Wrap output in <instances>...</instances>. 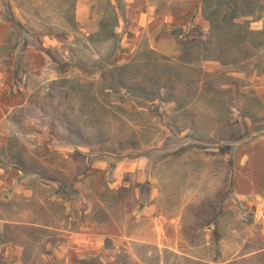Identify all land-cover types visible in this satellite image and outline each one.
Here are the masks:
<instances>
[{
    "label": "rangeland",
    "instance_id": "1",
    "mask_svg": "<svg viewBox=\"0 0 264 264\" xmlns=\"http://www.w3.org/2000/svg\"><path fill=\"white\" fill-rule=\"evenodd\" d=\"M166 1L0 0V264H81L78 237L61 231L76 228L72 212L79 200L94 214L81 222L92 232L105 226L116 232L119 225L127 234L148 229L150 222L129 218L136 185L102 189L109 176L99 169L74 180L84 164L108 158L124 163L142 156L148 164L190 166L192 184L183 192L189 200L159 204L165 212L173 208L174 217L182 214L179 224L166 227L174 251L163 257L172 264H217L221 213L226 224L236 225L239 244L244 239L251 250L264 247L253 201H226L233 191L230 147L238 144L240 160L247 147L242 134L264 130L260 120L245 122L260 113L254 105H264V78L250 75L264 70V0H205L207 15L217 19L206 39L200 27L188 26L201 2L168 0L176 15L166 23L160 7ZM153 5L156 19L139 23L141 10ZM241 17L262 22V30L231 24ZM167 38L175 42L167 43L165 55L155 48ZM247 55L252 66L239 63ZM217 57L221 69L203 66ZM233 71L248 75L231 76ZM44 172L72 184L70 200L53 197L56 186ZM207 172L213 176L204 181ZM237 190L257 188L241 181ZM105 202L113 223L105 220ZM66 212L73 221H65ZM39 219L50 226L36 231L25 224ZM224 237L227 245L234 241ZM117 244L106 242L90 263L133 264L127 244ZM135 253L147 264L159 258ZM256 259L264 264V255Z\"/></svg>",
    "mask_w": 264,
    "mask_h": 264
},
{
    "label": "crops",
    "instance_id": "2",
    "mask_svg": "<svg viewBox=\"0 0 264 264\" xmlns=\"http://www.w3.org/2000/svg\"><path fill=\"white\" fill-rule=\"evenodd\" d=\"M126 1V0H125ZM133 0H127V2ZM201 2L198 4L193 22L188 23L189 28H193L194 26L200 27L203 32V39H206V33L211 34L214 26L217 25L216 18H210L207 15L206 10V2L205 0H196ZM165 5H160L161 10L165 11L163 14V21L168 22L172 21V15H176L173 13L172 9L168 8V0L165 2ZM157 5H153L149 7L148 11H143L139 13V17H137V21H143L145 19H156L159 13L156 11L158 8ZM217 7H213L214 13H216ZM150 11V12H149ZM157 12V13H156ZM126 21L128 15L125 16ZM249 22L248 17H241L235 19L234 22L236 26L245 27L247 31H261L263 23H253ZM233 25V24H232ZM200 31V32H201ZM214 35V34H213ZM181 37V36H180ZM213 37V41H214ZM156 51L161 54L168 55L170 54L167 50V43L171 44L175 42V39H159L157 41ZM166 52V53H165ZM168 53V54H167ZM252 55H247L244 57L243 61L241 60L239 63L249 62L252 59ZM217 68L220 67L221 63L217 61V58H211L205 61L203 66L207 64H216ZM253 62H249V65L252 66ZM251 68V67H250ZM261 74L262 78H264V70L262 71H250V75ZM231 76L235 77H243L247 76L248 72L246 71H236L231 72ZM251 75V76H252ZM240 90H248L249 86H244L239 88ZM255 107H259V112L257 114V118L247 115L245 117V122L250 124L252 122H257L260 120L261 123L264 124V105L257 104ZM258 109V108H257ZM243 139L247 142L246 152L238 160L237 155V145L230 147V155H232L233 165H230L227 169H229L228 178L233 183V191L229 192L226 201L233 200L242 202L253 201L255 207L257 208L255 212L256 221L260 220L264 228V130H259L257 132L242 134ZM109 160L101 161V163H94L91 167L94 169H99L106 171V174L109 176L107 179V188L120 192L122 189H126L127 187H131V185H136L135 189V198L136 199H144L143 206H137L133 211V216L135 222L139 221H148L150 222V226L148 229L139 230L136 234L133 231H130V234H127L125 230H122L119 226L116 232H111L105 226L102 230L92 232L87 224L81 223V221L75 220L74 224L76 228L74 229H66L63 228L61 231L71 235V237H78L75 241H77L78 251L82 252L81 259L87 258L89 252H99L104 249V245L106 242L110 241L112 245H122L124 242L127 244L125 246L128 253H130L131 259L129 260L133 264H147V260L139 259L136 250L141 249L147 252V255L150 257L152 253L155 255H159V258H156L153 262L154 264H172V260L163 257V254L170 253L173 250V247L167 242V230L166 227H169L172 223H178L181 221L182 214L174 217L175 214L170 213L169 211L173 208H169L168 212H165L163 208L159 205L162 202H166L167 204L180 203L183 204L184 201L187 202L189 200L188 194L184 197V188H188L191 186V175H190V166L187 163H147V159L145 157H139L134 161L130 162H114L111 158ZM237 159V160H236ZM109 161V162H108ZM239 161V162H238ZM113 163V167H108L107 165ZM232 164V162L230 163ZM162 167H166V173L164 174L162 171ZM128 176V177H127ZM132 176V177H131ZM212 173L207 172L204 174L203 179L211 178ZM134 177V178H133ZM133 178V179H132ZM243 181L246 186L257 188V190H251L247 193H242L237 190V186L239 183ZM144 186V187H143ZM145 186H147L145 188ZM259 188V189H258ZM174 196H180L179 198H175ZM120 203V200L118 201ZM103 204V209H106V205ZM171 207H173L171 205ZM90 209H86L85 213L87 214ZM67 213V212H66ZM110 216V220L107 222L113 223L116 219L108 213ZM226 214L221 213L217 219V232L219 233L220 239L217 241L219 253H217V264H261L257 257L264 255V247L260 249H249L248 244L245 242L246 240L242 239V242L239 244L237 240V232L235 230L236 225L226 224L222 218ZM65 221H73L70 218L65 219ZM133 223V222H132ZM134 225V224H133ZM182 225V223H181ZM178 227V226H177ZM182 227V226H181ZM125 229V228H124ZM59 230V229H57ZM225 234H229L233 237L234 241H230V245H227ZM97 237V239L94 238ZM248 236V235H247ZM163 239H166L164 241ZM97 240V242H96ZM118 247V246H117ZM240 252H243L242 255H239ZM128 261V260H127ZM152 262V261H151ZM101 264H111L116 262H108L106 260L100 259ZM120 264V263H119ZM125 264V263H124ZM127 264V263H126Z\"/></svg>",
    "mask_w": 264,
    "mask_h": 264
},
{
    "label": "trees",
    "instance_id": "3",
    "mask_svg": "<svg viewBox=\"0 0 264 264\" xmlns=\"http://www.w3.org/2000/svg\"><path fill=\"white\" fill-rule=\"evenodd\" d=\"M17 25H21V24H19V23H17ZM217 61H219L220 63H222V61L219 59V57H217ZM60 71H62L61 69H60ZM208 92L210 91V90H207ZM211 93V92H210ZM120 158V157H119ZM121 159V158H120ZM113 167V166H112ZM93 170H96V169H93L92 167H91V165L90 164H87V165H85L84 164V166H83V168H82V170L77 174V176H76V178L74 179V180H76L77 179V181H78V178L79 177H81V176H85V175H87L90 171H93ZM97 171H101V170H97ZM101 172H103V171H101ZM43 176L46 178V180L47 181H49V182H52V184L53 185H55L56 187L54 188V190H53V197H55V198H58L60 201H68V200H70V198H71V194L69 193V189L72 187V184H69V183H66V182H61V180H59L58 178H55V176L52 174V173H49V172H44V174H43ZM57 184V185H56ZM101 187H102V189H106V190H109V191H112V190H110V189H108L107 188V184H106V182H105V184H102L101 185ZM144 187V186H143ZM147 186H145V188H146ZM129 188H126V189H122V191H124V190H128ZM75 197H77V194H76V196ZM120 199V198H119ZM81 203H79L80 205H81V207H78V209L76 208H73L74 210H73V212L72 213H74V214H76L75 216H77V221H81V222H83V220H85V218H88V221L90 222L91 220H93L95 217H94V214H91V215H89L88 213V215L85 213V210H86V204H84V203H82V201L83 200H79ZM120 202L122 203L123 202V198H121L120 199ZM144 202H145V200L144 199H136V201L134 202V204H136V207L137 206H143L144 205ZM106 203H108V202H105V205H106ZM108 208V207H107ZM103 209V208H102ZM106 211V209H104V212ZM105 214V220H110V216L108 215V212H105L104 213ZM111 215H113V213H110ZM71 215V214H70ZM69 214H68V212H67V215H66V218L68 219L69 218V216H70ZM74 217V216H73ZM91 217H92V219H91ZM113 217H114V215H113ZM131 220H133L134 219V216H130L129 217ZM41 220V221H40ZM27 226H29V227H31V228H33L34 230H36V231H43L44 229H46L48 226H50V224L49 223H43L42 222V219H39V220H37V222H27V223H25ZM94 254V252H89V254H88V256H87V258H83L82 260H79V262L81 263V264H92V263H90V261H89V257L91 256H96V255H93ZM126 264V260H119V261H117L116 262V264ZM97 264H101L100 262H99V260H98V263ZM111 264H114V263H111Z\"/></svg>",
    "mask_w": 264,
    "mask_h": 264
}]
</instances>
